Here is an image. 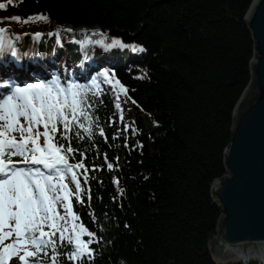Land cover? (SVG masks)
<instances>
[{
	"label": "trees",
	"instance_id": "trees-1",
	"mask_svg": "<svg viewBox=\"0 0 264 264\" xmlns=\"http://www.w3.org/2000/svg\"><path fill=\"white\" fill-rule=\"evenodd\" d=\"M253 1L0 0V27L8 29L0 81L17 80L26 67L36 71L31 80L91 86L96 78L101 90L92 98V139L82 133L72 142L90 169L92 198L77 212L98 241L83 264H221L210 244L224 211L211 187L229 175L234 112L253 81L245 20ZM37 16L47 20L12 19ZM34 32L43 35L34 41ZM114 39L144 51L95 43ZM9 60L14 73L4 71ZM104 71L127 93L105 83ZM59 247L60 264H78L67 259L70 246Z\"/></svg>",
	"mask_w": 264,
	"mask_h": 264
},
{
	"label": "snow or ice",
	"instance_id": "snow-or-ice-1",
	"mask_svg": "<svg viewBox=\"0 0 264 264\" xmlns=\"http://www.w3.org/2000/svg\"><path fill=\"white\" fill-rule=\"evenodd\" d=\"M5 7L0 3V9ZM12 19L27 24L46 21L47 17ZM6 31L0 28V34ZM95 43L106 49L131 47L133 51H144L119 39L107 45L102 40ZM4 51V45L0 44V53ZM99 75L105 78V83L119 85L118 80H113L114 73L104 71ZM119 87L127 93L123 85ZM100 91L96 78L91 86L69 82L66 87L54 78L11 88L7 94H2L0 264H10L14 258L20 264H60L58 245L71 247L68 260L83 264L85 257L93 259L94 250L90 245L98 242L96 234L83 224L73 204L74 199L83 205L85 196L89 201L92 198L90 187H85L90 169L84 163L85 153L72 146V139L74 136L85 139L82 133L92 139L96 120L88 93L98 97ZM99 135L107 139L103 128H99ZM78 153L80 159L76 161ZM104 159L107 161V156ZM113 167L112 163H107L108 170ZM95 170V167L91 169ZM115 183L118 185L119 181Z\"/></svg>",
	"mask_w": 264,
	"mask_h": 264
},
{
	"label": "water",
	"instance_id": "water-1",
	"mask_svg": "<svg viewBox=\"0 0 264 264\" xmlns=\"http://www.w3.org/2000/svg\"><path fill=\"white\" fill-rule=\"evenodd\" d=\"M245 20L255 43L253 81L234 112L225 151L229 175L211 187L224 211L218 236L210 244L218 263L264 259V0L253 1Z\"/></svg>",
	"mask_w": 264,
	"mask_h": 264
},
{
	"label": "bare ground",
	"instance_id": "bare-ground-1",
	"mask_svg": "<svg viewBox=\"0 0 264 264\" xmlns=\"http://www.w3.org/2000/svg\"><path fill=\"white\" fill-rule=\"evenodd\" d=\"M30 70H32V69H30ZM220 205V204H219ZM221 206V205H220ZM248 260V264H249V262L251 261V260H259L260 262H261V264H264V259L263 260H261V257H259L258 259H255V258H248V257H243V258H240V259H238L237 261H241V262H243V261H247Z\"/></svg>",
	"mask_w": 264,
	"mask_h": 264
},
{
	"label": "rangeland",
	"instance_id": "rangeland-1",
	"mask_svg": "<svg viewBox=\"0 0 264 264\" xmlns=\"http://www.w3.org/2000/svg\"><path fill=\"white\" fill-rule=\"evenodd\" d=\"M215 239V238H214ZM235 260H233V259H229V260H227L226 262H224V263H229V262H234ZM258 262L261 264V262L258 260ZM224 263H221V264H224Z\"/></svg>",
	"mask_w": 264,
	"mask_h": 264
}]
</instances>
